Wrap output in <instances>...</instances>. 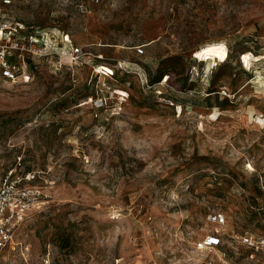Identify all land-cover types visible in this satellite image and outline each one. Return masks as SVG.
I'll return each mask as SVG.
<instances>
[{
    "label": "rangeland",
    "instance_id": "1",
    "mask_svg": "<svg viewBox=\"0 0 264 264\" xmlns=\"http://www.w3.org/2000/svg\"><path fill=\"white\" fill-rule=\"evenodd\" d=\"M79 1L0 4L38 32L0 78V175L43 197L2 264H264L233 237H264V0Z\"/></svg>",
    "mask_w": 264,
    "mask_h": 264
},
{
    "label": "built area",
    "instance_id": "2",
    "mask_svg": "<svg viewBox=\"0 0 264 264\" xmlns=\"http://www.w3.org/2000/svg\"><path fill=\"white\" fill-rule=\"evenodd\" d=\"M99 1V0H95ZM14 0H0V4L9 6ZM81 13L88 12V5L84 0L77 3ZM8 35V36H7ZM38 39V32L28 30L25 23L15 20L0 12V78L15 81L20 76V59L24 54L32 53V46ZM69 41L68 35L63 43ZM137 53H144L143 45L136 46ZM84 53L82 46L72 49L71 55L74 60ZM243 56V55H242ZM98 107L104 106V99L89 97L86 101ZM261 117H264L261 115ZM35 178L34 171L20 173L18 166L10 168L5 174L0 175V264L6 253L14 251L21 245L18 237V229L25 222L31 211L42 207V191L38 186L28 184ZM209 218L218 226L226 223V217L221 212L211 213ZM241 244L264 253V237H257L253 233L235 234ZM221 231H216L198 241V249H206L221 244Z\"/></svg>",
    "mask_w": 264,
    "mask_h": 264
}]
</instances>
